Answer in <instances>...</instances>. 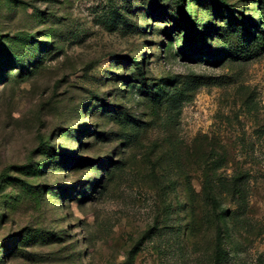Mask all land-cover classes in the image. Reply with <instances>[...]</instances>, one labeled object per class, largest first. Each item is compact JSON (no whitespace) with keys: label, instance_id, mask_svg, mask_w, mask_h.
Segmentation results:
<instances>
[{"label":"rangeland","instance_id":"374dc122","mask_svg":"<svg viewBox=\"0 0 264 264\" xmlns=\"http://www.w3.org/2000/svg\"><path fill=\"white\" fill-rule=\"evenodd\" d=\"M182 4L0 0V264H264V0Z\"/></svg>","mask_w":264,"mask_h":264},{"label":"trees","instance_id":"16d2710c","mask_svg":"<svg viewBox=\"0 0 264 264\" xmlns=\"http://www.w3.org/2000/svg\"><path fill=\"white\" fill-rule=\"evenodd\" d=\"M178 3L182 4L184 2V0H177ZM181 10H183V14H186V11L184 9L183 4L181 5ZM258 15L260 16V20L263 19L261 18V12H258ZM185 29H188V32L190 33V35L192 37H196L197 34H201L204 35V31H202V29H200V27L198 26V24L196 23V21L194 20V17L192 16H187L185 17V23L183 26ZM237 30H239V43L237 44V46L234 47L233 51L238 52L240 54L243 55H247L249 52H251V50H247V46L245 47V43L250 39L252 40V38L255 37V40L257 39V37L261 38L262 43H264V24L263 27L258 26L257 24H253V28H254V32L253 33H249L247 32L248 28H245V26H243V23H241V20L238 21V23L236 24ZM248 27V26H247ZM250 27V25H249ZM211 58L213 60H217L218 57L215 56L214 53L211 52ZM135 69L138 72V75L140 76L141 79H143L144 74L142 71V68L140 66V63L135 60L133 62ZM46 147V146H45ZM218 249L220 247V244H217Z\"/></svg>","mask_w":264,"mask_h":264}]
</instances>
